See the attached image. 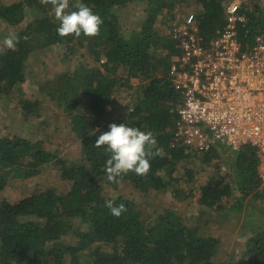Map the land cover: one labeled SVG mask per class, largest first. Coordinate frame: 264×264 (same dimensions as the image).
<instances>
[{
    "label": "trees",
    "instance_id": "1",
    "mask_svg": "<svg viewBox=\"0 0 264 264\" xmlns=\"http://www.w3.org/2000/svg\"><path fill=\"white\" fill-rule=\"evenodd\" d=\"M186 1L80 0L102 18L100 34L61 38L51 5H42L40 0H0V25L13 28L20 37L13 50L0 46V100L16 104L23 116H36L41 109L40 99L31 101L22 90L28 76L26 63L34 53L62 47L67 52L65 57L77 55L91 62L89 67L63 70L36 83L37 92L66 115V128L81 145L78 163L55 156L36 134L0 136V193L10 180L24 181L43 168L54 167L59 178L55 187L24 194L14 204L0 199V264H264V228L253 231L254 239L245 243L241 258L227 256L220 262L216 259L220 242L211 235L209 218L200 217L201 212L221 209L229 217L240 215L246 203L264 199L255 150L245 147L235 152L231 174L214 171L203 184L191 186L187 181L191 177L185 172L188 154L169 148L173 121L165 109L156 107L170 96L168 70L179 52L177 43L159 36L154 25H167L183 15L187 9L174 10ZM229 1L188 3L192 11H187L195 14L205 41L213 39L223 27L224 8ZM253 1L239 10L245 18L239 32H247L251 42L255 35L264 36V5L259 4L260 0ZM139 2L144 4V19L126 31L120 25L119 14ZM75 3L69 0L66 11L76 10L72 7ZM121 95H129L130 113L131 107L119 105ZM110 106L118 112L117 125L125 123L152 132L156 147L163 150L162 155L150 159L146 177L129 173L115 184L104 179L108 154L103 147L93 145L100 134L109 130L103 119ZM95 129L99 131L92 135ZM212 154L213 150L196 155L205 161ZM181 164L182 170L178 168ZM122 183L131 186L139 204L122 195L108 196L104 185L117 192ZM195 190L196 202L189 207L198 209L178 215ZM161 194H168L179 207L177 212L169 205L149 203L150 198L160 199ZM110 199L114 205L124 204L127 208L119 218L105 207ZM225 199L234 204L223 207L220 202ZM66 238L77 242L68 244ZM104 246L110 251H104Z\"/></svg>",
    "mask_w": 264,
    "mask_h": 264
},
{
    "label": "built area",
    "instance_id": "2",
    "mask_svg": "<svg viewBox=\"0 0 264 264\" xmlns=\"http://www.w3.org/2000/svg\"><path fill=\"white\" fill-rule=\"evenodd\" d=\"M252 1L230 0L223 27L209 41L199 34L192 12L169 22L168 35L179 54L168 70L170 96L156 107L173 121L170 149L189 155L217 144L232 152L252 148L264 188V36L251 42L247 32H239L245 20L239 10Z\"/></svg>",
    "mask_w": 264,
    "mask_h": 264
},
{
    "label": "rangeland",
    "instance_id": "3",
    "mask_svg": "<svg viewBox=\"0 0 264 264\" xmlns=\"http://www.w3.org/2000/svg\"><path fill=\"white\" fill-rule=\"evenodd\" d=\"M189 2L190 0L177 6L178 9H187L192 11V8L189 7ZM8 3H11V1ZM259 4L263 6L264 0H260ZM143 9L144 4L139 2L134 5H130L127 9H125L124 14H119L120 25L122 28L129 31L130 29L136 27V25L144 19L145 13L143 12ZM187 10L185 12H187ZM168 25L169 22L167 25L163 22H157L154 25V30H156L158 35L162 36V38H169L167 30ZM136 29L138 30V28ZM9 33H15L14 29L1 24V47L3 46L4 40L1 35H8ZM85 40L88 41L89 39ZM79 50L82 51L80 48ZM65 55L67 56V52L66 50H63L62 47H54L38 51L29 58V64L26 63V72H28V76L25 84L22 86V90L23 94L28 95L29 100L33 101L35 98L40 99V112L36 116L25 117L22 115L20 109L16 107V104L0 100V136L12 137L15 136L16 133L26 136L27 134L25 132H27V136L33 137L32 135L36 134V138L42 141L44 143V147L55 156L63 160L67 159L73 164H76L81 159V145L79 141L73 137V133L69 132L66 128L68 123L66 115L61 112L60 109H55L54 103L42 93L37 92L36 88L37 82H40L47 77L51 78L63 70L72 71V69H76L77 67L79 69L81 67L91 66V62H87L86 59L77 57V55L75 57H65ZM76 63H78V65L75 67ZM120 72L121 71H118V73ZM134 85H136V82L132 84V86ZM128 97L121 95L120 100L118 101L119 105L129 106L128 103L131 99H128ZM129 107L132 109V106ZM128 112L130 113L129 109ZM117 114L118 112L110 106L104 116L103 125L115 123ZM216 147L217 148L213 150L212 157L205 161H202V159L199 158L201 155H188L186 158L188 162H186L185 165V172H187L188 177H191L190 180H187L189 181L188 184H191V186L203 184L207 178L211 177L210 175H212L214 171H218V173L226 175L231 174V158L235 155V152H232L227 147H222L221 144H217ZM183 166L184 165L181 164L178 168L182 170L181 167ZM190 172H194V174ZM58 182V174L54 167L43 168L41 173L28 177L24 181L20 179L10 180L9 184L0 193V199L8 202L9 204H14L24 194H31L35 191H43L47 188H53ZM182 185L184 186V184ZM104 188L105 191H107L108 196L118 194L133 200L137 204L140 202L137 198V194L132 192L131 186L128 183L120 184L117 192H112L111 188L105 185ZM185 190H188V188L185 187ZM197 196L198 191L195 190L193 198L190 197L184 202L185 210L182 213H178V215L184 216L183 213L185 212L188 215L196 211L198 208L194 206L190 208L189 204L196 202ZM169 198L168 194H164L160 199L150 198L149 203L151 205H169V207L177 212L179 207L171 202ZM220 204L223 207L228 208L234 204V201H227L225 199L222 200ZM249 204L250 205H247L246 203L245 210L242 211L240 215L233 214L231 217L226 215L224 209L215 212L204 211L200 213V217L205 218L207 216V218H209L211 235L216 237L220 242L219 251L216 256L217 261H225L227 256H233L235 260L241 258V254L245 248V243L254 239L253 231L256 228H264V199L256 198L255 200L250 201ZM143 210L148 212L150 211V208H143ZM211 215L213 216L211 217ZM65 241L68 244H74L77 242L76 239L68 240V238H66ZM103 250L109 252L110 248H108V246H104Z\"/></svg>",
    "mask_w": 264,
    "mask_h": 264
},
{
    "label": "clouds",
    "instance_id": "4",
    "mask_svg": "<svg viewBox=\"0 0 264 264\" xmlns=\"http://www.w3.org/2000/svg\"><path fill=\"white\" fill-rule=\"evenodd\" d=\"M40 3L52 6L54 17L59 21L56 31L61 38L70 35L80 38L82 34L85 37H96L100 34L102 18L94 14L92 9L80 0H76V3L72 5L76 10L70 12L66 11L69 8V0H40ZM19 40L18 35L9 33L3 40V46L13 50ZM108 128V131L98 136L93 145L96 148L103 147L105 153L108 154L103 167L104 179L115 184L119 182V178L129 173H134L138 177H146L151 167L150 159L162 155L163 151L156 147L157 140L153 133L129 127L125 123L119 125L111 123ZM96 131L99 129H95L91 134L94 135ZM105 207L116 218L127 211L124 204L114 205L111 199L105 202Z\"/></svg>",
    "mask_w": 264,
    "mask_h": 264
},
{
    "label": "crops",
    "instance_id": "5",
    "mask_svg": "<svg viewBox=\"0 0 264 264\" xmlns=\"http://www.w3.org/2000/svg\"><path fill=\"white\" fill-rule=\"evenodd\" d=\"M179 10H180V9H178V7H177V8H175L174 12H175V11H179Z\"/></svg>",
    "mask_w": 264,
    "mask_h": 264
}]
</instances>
